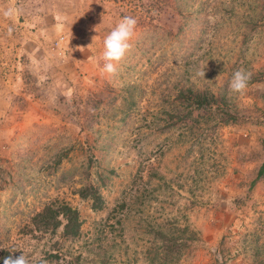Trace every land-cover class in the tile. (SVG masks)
Returning a JSON list of instances; mask_svg holds the SVG:
<instances>
[{
  "label": "rangeland",
  "instance_id": "374dc122",
  "mask_svg": "<svg viewBox=\"0 0 264 264\" xmlns=\"http://www.w3.org/2000/svg\"><path fill=\"white\" fill-rule=\"evenodd\" d=\"M124 16L136 36L108 76L103 41ZM240 69L244 95L229 90ZM263 160L264 0H0V253L264 264ZM47 205L77 210L79 234L36 231Z\"/></svg>",
  "mask_w": 264,
  "mask_h": 264
},
{
  "label": "trees",
  "instance_id": "16d2710c",
  "mask_svg": "<svg viewBox=\"0 0 264 264\" xmlns=\"http://www.w3.org/2000/svg\"><path fill=\"white\" fill-rule=\"evenodd\" d=\"M195 98H197L199 106L211 107L215 101L212 96L208 95H199ZM262 178H264V160L257 173V179ZM80 196L82 199H88L92 202L91 208L93 210H100L103 206L100 193L92 186L83 187L80 190ZM62 221L64 222L62 223ZM32 225L36 231L43 233L49 231L54 233L61 227L63 237L74 238L79 234L81 222L77 210L66 205L58 207L47 205L32 218ZM181 232L188 234L186 240L194 241L196 238L195 233L190 231L188 227L181 229ZM178 239L177 236L175 238L172 236L166 241L165 253L172 255V253H178L181 250L182 245L178 243ZM9 255L8 252L2 251L0 253V264H3V260Z\"/></svg>",
  "mask_w": 264,
  "mask_h": 264
},
{
  "label": "clouds",
  "instance_id": "9594fccd",
  "mask_svg": "<svg viewBox=\"0 0 264 264\" xmlns=\"http://www.w3.org/2000/svg\"><path fill=\"white\" fill-rule=\"evenodd\" d=\"M14 14V9H9L5 12V15L8 17L13 16ZM136 28L137 20L131 16H124L104 38L103 52L101 53V59L104 62L101 69L102 73L108 76H115L117 74L120 63L125 59L126 55L133 47L132 42L136 36ZM95 38L96 37H93V40ZM90 46L91 45L88 47ZM201 75L205 76V73H201ZM250 79L251 73H248L243 69L236 71L229 83L230 92L244 95L248 90ZM21 253L22 254L17 257L9 255L3 260V264H32L28 256L23 252Z\"/></svg>",
  "mask_w": 264,
  "mask_h": 264
}]
</instances>
